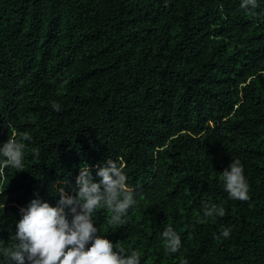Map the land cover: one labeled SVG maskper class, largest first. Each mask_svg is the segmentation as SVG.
Returning <instances> with one entry per match:
<instances>
[{"label":"trees","instance_id":"obj_1","mask_svg":"<svg viewBox=\"0 0 264 264\" xmlns=\"http://www.w3.org/2000/svg\"><path fill=\"white\" fill-rule=\"evenodd\" d=\"M0 0V264L20 209L55 206L80 167L124 164L137 203L100 235L141 264H264V0ZM59 106V111L53 109ZM10 126V127H9ZM239 160L248 201L221 174ZM225 215L204 217L203 204ZM181 237L170 253L162 233ZM231 229L228 238L224 229ZM90 246V245H89Z\"/></svg>","mask_w":264,"mask_h":264},{"label":"clouds","instance_id":"obj_2","mask_svg":"<svg viewBox=\"0 0 264 264\" xmlns=\"http://www.w3.org/2000/svg\"><path fill=\"white\" fill-rule=\"evenodd\" d=\"M257 6L256 0H242L241 7ZM59 111V106L53 104ZM10 127V126H9ZM16 133L0 147V176L4 169L15 168L23 172L25 144L28 133ZM225 191L230 198L248 201L249 185L239 160L231 162L221 174ZM99 182L89 166L80 167L74 187L57 186L58 200L55 206L42 201L37 195L27 208L20 209L21 219L16 223L13 248H4L12 264H141L137 251L125 255L124 249L100 235L94 226L93 213L107 209L113 225L123 223L127 212L136 203L135 191L128 185L124 164L108 159L96 172ZM204 217H223L225 210L215 204L204 203ZM231 229H224L222 236L228 238ZM166 250L176 253L181 247L180 235L171 227L162 233ZM90 245V246H89ZM186 264V261H185Z\"/></svg>","mask_w":264,"mask_h":264}]
</instances>
